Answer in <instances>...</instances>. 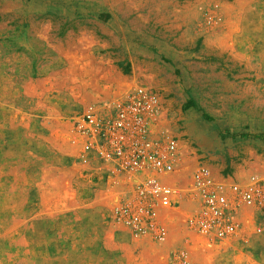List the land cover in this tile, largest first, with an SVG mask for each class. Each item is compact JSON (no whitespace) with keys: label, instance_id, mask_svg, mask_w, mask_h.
Instances as JSON below:
<instances>
[{"label":"rangeland","instance_id":"rangeland-1","mask_svg":"<svg viewBox=\"0 0 264 264\" xmlns=\"http://www.w3.org/2000/svg\"><path fill=\"white\" fill-rule=\"evenodd\" d=\"M139 90L192 168L264 182V0H0V264H264V203L178 257L82 173L80 117Z\"/></svg>","mask_w":264,"mask_h":264},{"label":"built area","instance_id":"built-area-1","mask_svg":"<svg viewBox=\"0 0 264 264\" xmlns=\"http://www.w3.org/2000/svg\"><path fill=\"white\" fill-rule=\"evenodd\" d=\"M76 162L101 173L107 193L122 191L119 206L135 210L142 233L178 242L176 256L218 255L244 232H255L264 182L192 168L178 139L159 123L154 99L141 90L104 103L78 121ZM117 198L115 197L113 201Z\"/></svg>","mask_w":264,"mask_h":264},{"label":"trees","instance_id":"trees-1","mask_svg":"<svg viewBox=\"0 0 264 264\" xmlns=\"http://www.w3.org/2000/svg\"><path fill=\"white\" fill-rule=\"evenodd\" d=\"M188 104H190V103H188Z\"/></svg>","mask_w":264,"mask_h":264}]
</instances>
